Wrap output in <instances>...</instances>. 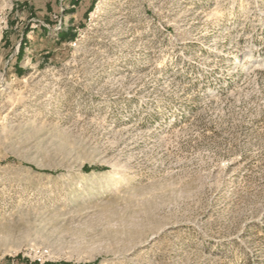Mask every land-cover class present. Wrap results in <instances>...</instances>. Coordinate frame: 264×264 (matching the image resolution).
I'll return each instance as SVG.
<instances>
[{
	"label": "rangeland",
	"instance_id": "obj_1",
	"mask_svg": "<svg viewBox=\"0 0 264 264\" xmlns=\"http://www.w3.org/2000/svg\"><path fill=\"white\" fill-rule=\"evenodd\" d=\"M0 264H264V0H0Z\"/></svg>",
	"mask_w": 264,
	"mask_h": 264
},
{
	"label": "bare ground",
	"instance_id": "obj_2",
	"mask_svg": "<svg viewBox=\"0 0 264 264\" xmlns=\"http://www.w3.org/2000/svg\"><path fill=\"white\" fill-rule=\"evenodd\" d=\"M244 61H245V60H244ZM244 61H243V62H244ZM260 66H261V65L257 63V64L254 66V68L257 69V68H260Z\"/></svg>",
	"mask_w": 264,
	"mask_h": 264
},
{
	"label": "trees",
	"instance_id": "obj_3",
	"mask_svg": "<svg viewBox=\"0 0 264 264\" xmlns=\"http://www.w3.org/2000/svg\"><path fill=\"white\" fill-rule=\"evenodd\" d=\"M62 37H63L62 39H68L66 34H64Z\"/></svg>",
	"mask_w": 264,
	"mask_h": 264
}]
</instances>
